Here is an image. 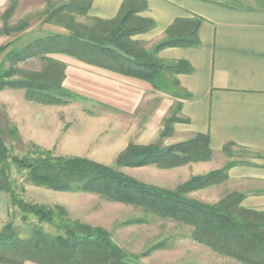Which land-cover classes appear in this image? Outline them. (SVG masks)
I'll list each match as a JSON object with an SVG mask.
<instances>
[{
	"label": "trees",
	"instance_id": "trees-1",
	"mask_svg": "<svg viewBox=\"0 0 264 264\" xmlns=\"http://www.w3.org/2000/svg\"><path fill=\"white\" fill-rule=\"evenodd\" d=\"M18 0H11L9 12H14ZM92 1L85 9L91 8ZM256 6L241 4L225 6L234 9L264 10V0H255ZM147 10L143 0H125L118 16L109 21L93 19L95 27L88 28L74 21L65 27L70 35L48 34L32 43V52L14 48L0 64V91L24 90L27 100L45 105L66 104L78 98L67 90L63 83L66 66L49 59L48 55L63 54L83 62L145 81L155 91L179 100L175 112L164 120L161 138L170 137L174 125L187 121L179 115L182 101L192 95L181 87L178 76L191 74L193 67L184 60L165 61L158 58L166 48H198L201 42L198 30L202 18L179 19L168 28L166 36L152 49H143L142 43L133 41L136 35L152 31L156 23L152 19L137 17ZM137 22V23H136ZM136 23V26H131ZM23 24L15 30L26 29ZM100 28H105L103 32ZM99 29V32L97 31ZM8 46L0 47V56ZM32 57L61 64L63 73L59 83H46L37 78L16 79V64ZM9 62L10 66L5 67ZM173 108V109H174ZM31 156L10 157L0 129V190L10 197L11 205L18 208L27 223L29 216L38 220L39 226L32 229L27 239H22L21 230L12 223L0 234V264H135L111 234L100 227H92L68 218L62 207L29 204L13 189L11 166L27 171L26 180L37 187H45L66 193H89L118 202L144 208L164 219L194 227V240L212 251L243 264H264V211L248 210L241 206L245 197L232 193L217 204H206L188 195L229 179L228 171L237 163L229 162L221 170L190 179L175 190L162 189L143 184L110 166L82 157L55 156L51 151L34 148ZM231 156L230 146L224 151ZM214 155L207 135L162 147L160 144L138 146L131 144L120 154L116 164L119 168H143L156 166L170 170L190 163L209 162ZM42 225H52L57 235L44 232ZM160 247H154L157 250ZM148 254V253H147Z\"/></svg>",
	"mask_w": 264,
	"mask_h": 264
},
{
	"label": "rangeland",
	"instance_id": "rangeland-1",
	"mask_svg": "<svg viewBox=\"0 0 264 264\" xmlns=\"http://www.w3.org/2000/svg\"><path fill=\"white\" fill-rule=\"evenodd\" d=\"M90 1L18 0L12 13L9 12V3L0 11V47L10 45L7 52L0 56V64L14 48L32 52V43L48 34L69 36L70 31L65 27L70 21L88 28L95 27L94 18L89 15L90 9L85 12ZM222 1L248 8L256 6L255 0ZM136 23L131 26H136ZM23 24L28 27L15 30ZM104 30L100 28L101 32ZM141 47L152 49L143 44ZM61 56L63 54L48 55L49 59L58 63H62L58 59ZM9 66L7 62L5 67ZM15 68L16 79L33 77L46 83H59L63 73L61 64L37 57L21 60ZM73 93L78 98H71L66 104L45 105L27 100L24 90L0 91V129L11 158L31 156L34 148L38 147L41 151L53 152L55 156L88 158L115 168L143 184L175 190L193 177L223 169L232 162V157L237 160L256 157L251 152L230 147L231 156L225 152L214 154L209 162L190 163L170 170L156 166L144 169L119 168L116 161L131 144H160L162 147L178 144L173 134L161 138L164 120L175 112L176 104L158 128L149 129L147 125L163 96H150L136 114L127 116L79 93ZM26 174L27 171H21L12 164L10 176L13 189L23 201L49 206L51 209L62 207L70 220L103 228L135 264H243L196 242L194 227L161 218L132 204L111 202L101 195L66 193L37 187L26 180ZM236 188L228 179L188 196L212 205L235 193ZM23 216L18 208L11 205L9 197L8 217L0 220V234L6 225L12 223L21 230L22 239L30 237L32 229L39 223L33 216H29V221L24 223L21 220ZM42 227L47 234H58L52 225ZM154 247L160 248L153 250Z\"/></svg>",
	"mask_w": 264,
	"mask_h": 264
},
{
	"label": "crops",
	"instance_id": "crops-1",
	"mask_svg": "<svg viewBox=\"0 0 264 264\" xmlns=\"http://www.w3.org/2000/svg\"><path fill=\"white\" fill-rule=\"evenodd\" d=\"M125 0H93L89 15L114 20ZM147 10L137 17L152 19V31L136 35L133 41L154 46L179 19L202 18L198 48H169L158 58L187 61L191 74L178 80L192 98L182 101L180 115L187 119L174 125L175 142L207 135L214 154L225 147L251 152L255 158L235 159L229 181L244 195L248 210L264 211V10L234 9L222 0H143ZM11 0H0L3 11ZM64 87L125 115H134L154 95L164 98L154 110L147 128H158L179 100L159 93L151 84L88 65L69 56ZM231 151V150H230ZM9 197L0 190V220L8 217ZM25 264H34L26 262Z\"/></svg>",
	"mask_w": 264,
	"mask_h": 264
}]
</instances>
